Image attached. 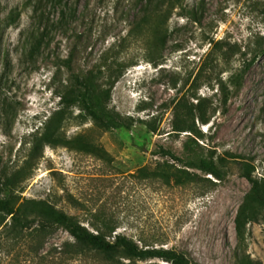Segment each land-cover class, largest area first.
<instances>
[{"label":"rangeland","instance_id":"obj_1","mask_svg":"<svg viewBox=\"0 0 264 264\" xmlns=\"http://www.w3.org/2000/svg\"><path fill=\"white\" fill-rule=\"evenodd\" d=\"M145 2L0 0V171L16 176L11 189L21 199L47 200L90 230L110 221L114 233L140 246L175 249L199 264L243 257L264 264V219L248 224L241 241L234 225L250 188L242 164L264 177V0H183L155 30L150 21L130 34ZM218 41L223 48L214 52ZM103 55L127 64L109 107L142 123L105 131L72 108L58 142L32 158L35 137L57 108L55 92ZM254 55L241 88L224 103L221 83ZM181 99L190 106L205 99L208 121L195 125L200 144L226 158L223 179L189 170L195 180L176 184L160 174L174 161L156 151L180 155L186 138L173 130ZM66 242L73 238L58 227L40 252L57 255ZM63 264L170 263H110L92 253Z\"/></svg>","mask_w":264,"mask_h":264},{"label":"trees","instance_id":"obj_2","mask_svg":"<svg viewBox=\"0 0 264 264\" xmlns=\"http://www.w3.org/2000/svg\"><path fill=\"white\" fill-rule=\"evenodd\" d=\"M163 5L165 6L162 9ZM175 8L183 9V0H146L143 6V18L139 24L131 28L130 34L134 31H143L145 24L150 21H156L153 28L155 30L169 18ZM1 12L0 4V29ZM222 48V42L214 43V52ZM111 57L103 55L90 69L81 73H72L66 84H62L61 89L55 92L58 98L57 108L45 119L43 132L35 137L30 153L32 158L41 154L45 144L58 142L59 130L72 108H77L83 117L90 119L95 126L105 131L130 129L136 122L142 123L139 119L124 117L109 107L113 86L127 66L124 62ZM255 60L256 55L245 61L238 71L232 73L228 85L221 83L224 103L229 94L241 88L244 76ZM70 63V59L62 60V66L69 70ZM202 70L199 71V75ZM204 102L205 99H199L197 104L190 106L181 99L176 105L173 130L187 133L182 142L181 154L178 155L171 149L161 146L159 151H156L174 161V163L167 161L168 169L160 173L167 182L181 184L185 180H195V174L189 170H198L217 180L223 179L226 174V158L216 156L212 150H206L199 142L203 135L196 127L195 120L202 123L208 121ZM253 170L252 165L242 164L241 174L250 183V188L245 193L234 218L236 236L240 241L244 238L248 224L259 221L260 218L264 219V177L253 176ZM15 180V175L6 176L0 171V245L7 248L2 247L0 250V264L4 262L5 264H63L68 260L92 253L110 263H115L120 258L130 261L157 258L170 264H199L175 249L140 246L132 238L114 233L115 227L110 221L101 220V225L90 230L47 200L21 199L20 195L15 194L11 189ZM58 227L66 230L73 238V242L64 243L56 252L57 255L42 254L40 248L43 247L44 239ZM238 264L260 263L249 257H243Z\"/></svg>","mask_w":264,"mask_h":264}]
</instances>
